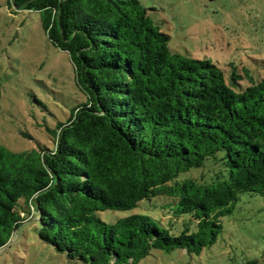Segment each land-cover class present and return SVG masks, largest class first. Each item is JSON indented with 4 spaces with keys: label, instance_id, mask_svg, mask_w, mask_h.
<instances>
[{
    "label": "trees",
    "instance_id": "1",
    "mask_svg": "<svg viewBox=\"0 0 264 264\" xmlns=\"http://www.w3.org/2000/svg\"><path fill=\"white\" fill-rule=\"evenodd\" d=\"M11 1L40 13L85 100L47 128L49 147L0 145V249L35 217L38 237L81 264L199 253L241 193L264 195V60L254 74L173 51L139 0ZM220 151L224 179H179ZM158 196L184 218L178 234L142 213L111 223L97 215Z\"/></svg>",
    "mask_w": 264,
    "mask_h": 264
},
{
    "label": "rangeland",
    "instance_id": "2",
    "mask_svg": "<svg viewBox=\"0 0 264 264\" xmlns=\"http://www.w3.org/2000/svg\"><path fill=\"white\" fill-rule=\"evenodd\" d=\"M161 30L170 35L173 51L210 59L226 71L233 63L256 74L264 60V0H139ZM0 145L11 151L31 150L52 141L47 128L65 121L71 108L85 100L75 81L69 55L51 44L40 13L0 0ZM209 158L179 179L210 182L226 177L221 160ZM223 176H220V174ZM158 196L131 210L100 211L107 223L132 213L151 216L158 225L178 234L184 218L175 219ZM161 206V207H160ZM216 241L199 253L181 248L152 249L137 264H264V195L241 193L232 211L221 219ZM36 218H29L0 249V264H81L42 241Z\"/></svg>",
    "mask_w": 264,
    "mask_h": 264
}]
</instances>
